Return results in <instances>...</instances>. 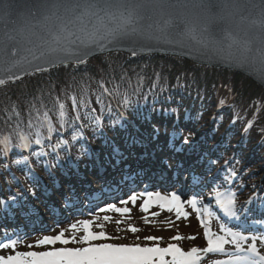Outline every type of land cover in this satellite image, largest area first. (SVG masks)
<instances>
[{"label":"water","instance_id":"95a60500","mask_svg":"<svg viewBox=\"0 0 264 264\" xmlns=\"http://www.w3.org/2000/svg\"><path fill=\"white\" fill-rule=\"evenodd\" d=\"M130 12L138 32L113 40L108 30ZM84 45V63L60 62L59 50ZM111 54L180 58L264 89V0H0V87Z\"/></svg>","mask_w":264,"mask_h":264},{"label":"trees","instance_id":"16d2710c","mask_svg":"<svg viewBox=\"0 0 264 264\" xmlns=\"http://www.w3.org/2000/svg\"><path fill=\"white\" fill-rule=\"evenodd\" d=\"M177 72L184 74L190 72L194 86L199 91L204 92L213 86L216 93L219 89H224L229 97H233L232 109L216 114L217 124L229 123L232 119L230 113L233 112L240 118L245 115L242 117L244 121L241 122V125L255 126V131L262 127L261 131L255 132L256 134H252L253 136L257 133L264 135V124L260 125L264 122V89L245 76L221 68L194 66L186 60L174 57L151 56L138 60L130 59L123 54H111L108 57L93 58L82 66H61L55 70L34 74L20 82L0 87V176L2 170L6 175H9V169L16 171L27 166L28 162L32 164L39 162L40 160L39 158L36 159L37 154H34V150L39 151L40 147L46 148L51 136L54 141H57L62 135H65V139L69 141L70 137L80 133L77 120H75L70 108L67 110V107H70L73 101L75 102L78 95L88 106L85 115L80 114L76 109L75 113L79 122L88 126L95 121L97 116L103 117L102 114L110 107V100L97 83L98 78L106 81L119 104L129 107L128 98H122L124 92L130 89L137 91L138 93L135 95H139L149 91L138 89L147 88V85L141 84L139 81L136 82L137 78L144 77L153 80L154 76L159 73L158 75L165 78L159 79L156 91L161 92L165 88L167 94L172 88L171 79ZM92 80L96 83L98 94V99L95 101L89 99L86 91L87 83ZM182 94L181 97H176L173 102L189 109V104L193 105L195 102L192 103L190 96L185 97ZM169 99L171 97L168 94L159 96V94L155 95L149 92L147 100L141 96L135 104V108L150 109L155 107L156 101L160 103V106L169 107ZM62 102L67 103L63 109L60 107ZM201 104L205 109L207 104L203 102ZM170 107L174 108L173 104ZM61 112L64 113L63 116ZM109 116L108 114L107 117L109 118ZM236 121L229 131L235 140L238 139V135L242 131L241 126ZM92 124L93 129H95L97 123ZM229 133H226V137ZM22 135L26 136L29 142L28 148L31 153L29 156L21 147H17L21 143ZM32 135L41 140L40 147L35 145L31 139ZM248 135L251 134H245L244 143L251 145L252 140L256 137L250 139L251 137ZM5 137L9 138L7 150L2 143ZM76 145L78 144L71 147L76 149ZM262 148L263 150H260L259 153L264 151L263 146ZM75 153H79V151L76 149ZM6 156L9 157V161L6 160Z\"/></svg>","mask_w":264,"mask_h":264},{"label":"rangeland","instance_id":"374dc122","mask_svg":"<svg viewBox=\"0 0 264 264\" xmlns=\"http://www.w3.org/2000/svg\"><path fill=\"white\" fill-rule=\"evenodd\" d=\"M158 74L159 73L156 74L157 80L165 78L164 76L161 77ZM96 81L99 84V79ZM138 81L142 82L144 80L139 79ZM179 86L184 91L183 92L184 95H186L188 91L190 92V94L194 93V89L192 88V85H191V79L189 80L188 75L185 76L182 83L180 82ZM94 90L95 89H94L93 82H88L86 91L91 101L97 100V94L95 93ZM205 94L206 96H204L203 100L207 101V103H210V105L208 104L209 106H207L206 110H202L203 113L214 110L216 108L214 106V104H216V101H218V107H220L219 109L221 112L227 109L228 110L232 109L233 97H229L224 89H220V91H218L214 95L211 93V89H208L205 92ZM221 96L225 98L226 100L222 105L219 103V99H218ZM191 97L192 96H190V98ZM193 98L194 97H192V99ZM76 103L79 109H84L85 106H87L86 103L81 100V97L79 95L77 96ZM70 110L73 111V108L71 107ZM230 115H233V112H231ZM172 116L174 117V114H172ZM243 116L245 115H242L241 118L237 117L238 120L236 121V123L240 126H241V122L244 121L242 118ZM149 121H152V120L149 119ZM149 121L147 122L148 125L150 124ZM225 124H227V122H222V124L220 125L223 126V128H225ZM263 124L264 122L261 123L260 125H263ZM254 127L255 126L252 127V130L247 132L248 134H251V137H254L252 134H256L255 132H259L262 129V127H260L258 131H255ZM202 128L204 129L212 128V123L210 125L206 123L204 124ZM251 131L253 133H250ZM215 139H219V136L217 134L215 135ZM61 142H62V139L60 138L57 141H55V144L59 146V144L61 145ZM178 142H180L179 139L176 140V143ZM97 143L94 142L93 145L97 146V148H100V145ZM49 144H50L48 147L49 150L50 149L53 150L52 143H49ZM207 144L208 145H206L204 149L206 148L210 149V145H209L210 143H207ZM257 146H260V141L251 143L248 150L243 153L244 158H243V164L241 165V167L245 168L243 170L240 169L238 165H236V162H234V160L231 162L232 166L222 168L220 165L216 163L211 164V159L217 158V155L214 157V156L208 155V153L205 154L202 150H201V154L196 155L197 157L196 161L199 164L194 165V168H196L194 170V174H196L197 171L198 172L200 171L198 170L199 167L205 164L206 161L210 162L209 165L212 168V171L211 173L208 172L206 176L208 178L211 177V179L207 180V184H205L206 181H202L201 184H205V185L201 187H205L206 185L211 184V183L213 184L212 190H211L213 192L211 193L208 192V194L212 196L214 195V197L217 195H220L219 198L217 197L218 199H215L216 201L215 203H217L220 206L219 208H222L225 210L221 201L226 199L227 196L231 193H235L236 199H237V203L235 204L233 210H236L240 207V205L244 201V199L242 198H245V196L248 194H254L260 197L264 196V170H262V167L264 168V157L262 156L260 157L258 155V151L255 150ZM183 147L186 148L188 146H183ZM223 151L224 152L226 151V153L228 152L226 148H224ZM254 152L256 155L254 154ZM86 153L87 154L90 153V150L87 149ZM239 156L241 157L240 154ZM157 157H160V155H157ZM145 158L148 159V156ZM161 158H164L166 160V158L163 156ZM160 163L162 166H164L163 168H165L166 170L163 171L160 169L152 168L153 170L151 172L154 175H157L158 178L160 179L172 178L174 174V172L170 168L172 163L168 164L165 161L160 162ZM38 171H41V170L37 169V172ZM42 171L44 175H47L50 172V171L49 172L44 171L43 169ZM166 171L168 172L165 173ZM232 172H235L236 175L233 176ZM51 173L54 174L59 180H61V175L60 176L58 175L60 173V168L57 170H52ZM216 173H217L216 176L214 177L211 176L212 174H216ZM194 174L191 173V171L189 172L186 171L187 178H194ZM84 176H85L84 178L88 179L87 181L89 182L90 185L96 187V192L92 194V192L89 191L88 194H84L85 192H82L81 188H76L77 192L80 195H82V197H79V200H78L79 209H74V210L69 209L68 211H66L65 218L67 219V221L60 223V225L58 226L55 225L51 227V229L49 230L41 231L36 234H33L31 235V237H26L21 240L12 239L13 241H17L15 247L0 249V255H3V256L15 255L17 252H44V251L53 250L54 248H63V247L77 248V247H87L89 244H105V243L106 244H126V245L138 244L141 247L159 246L160 248H165L169 244H176L182 250L189 251L192 247L204 248L207 246V237L204 234L205 227L203 224H201V220H203L204 223L207 224L208 229L212 233L225 236L229 241H231L232 237L228 235L224 230L221 229L220 227L221 225H225L228 229H231L233 231H238L242 235L247 236L248 237L247 240L240 241L242 247L244 248L248 247V245L252 241L253 236L257 237V249L261 251L262 254H264V241H261L259 239V237L262 234H264V230L259 227L260 224L257 223V226L254 224L255 226L254 229L256 230H254L253 228L239 229V228H235L233 226L227 225L228 220H222L221 217H219L216 213L215 214L213 213L211 209L212 207H210L211 205L214 204L213 202L209 201L207 204L206 202H203L201 198H198L197 196H195L197 200V208L201 209V212L198 214L196 210L193 209L191 205L188 203V201L193 198V197L188 196V194L193 195L194 194L193 191L187 194L180 193V192L178 194V196L180 197V203L183 205L184 211L188 213L193 212L196 217L194 221H188L185 223V221H183L182 219L180 218L177 219L174 213L164 211L161 208H159L160 204L166 203V201H161L160 204L151 203L147 212L142 211L141 208L131 210L129 214H121V213L115 212L114 210H107L109 205H115L116 207L136 208L139 204L138 201H140L141 197L138 194H133L137 196V200L135 204L129 201L127 205H124L121 202L129 200V197L133 195L129 197H124L125 195L121 194L122 191L121 189H119L120 183L115 184L114 183L115 180H113L114 178H112L110 175H107V174L105 175L104 177V180L106 181L105 183L101 182L104 180H100L102 176H98L97 173L90 174V172H85ZM121 176L123 178L125 174H122ZM222 177L225 180H228L227 187L225 189L221 188L219 184V180L223 179ZM3 178H0V181L3 180ZM73 184H76V182H74ZM105 185L111 186L113 188L109 191V189L105 188ZM166 188L167 187H165V189ZM174 192L175 190H172V189H169L168 192H166L165 190L163 191L159 189V190H154L152 193L154 194L159 193L161 197H167L168 200H171ZM114 194L116 196H112ZM97 195H98V198L106 197V196H109V197L104 200L101 199L103 201H100L98 203L94 202L91 204L92 201H97L95 200L97 198ZM148 199H150L151 201H156L157 197L155 196L151 198L148 197ZM205 205L207 206L206 212L204 211ZM251 206L253 207V202H251ZM215 207L216 205L214 204V208ZM163 208H167V207H163ZM101 209H106V211H101ZM172 209L175 211L174 207ZM153 213H158V215L154 216L152 215ZM43 214L46 215L45 213ZM105 216H108L110 219L105 221L104 220ZM46 217L43 223L45 224L49 223L50 225L55 224L53 220L48 222V219ZM145 218L147 219V222ZM82 220L92 221V224L89 225L90 230L93 232L104 231L105 237L100 238L98 240L89 241L87 243L80 242V237L84 235L83 226L80 224H77V227L79 229L78 231L71 229L69 226L73 223H76ZM117 221H121V223H117ZM130 225L135 226L136 228L139 229V231L135 233L132 232L129 228ZM62 229L66 230L65 238L69 239V243L67 245L62 244L59 241H57L55 244H44V245H40L36 243L37 239L42 238L43 236L57 235ZM177 235H180L181 237H183V239H180V240L172 239V237H175ZM147 236L160 237V239L147 240L145 239V237ZM73 237H75L74 240H73ZM189 237H195V239H190ZM232 245L235 246L232 243L226 244L224 252H212V253L202 254V259L200 261V264H214V261L216 260H227L229 255H232L230 254L232 250L238 251L236 250V247L232 248L231 247ZM153 260L155 261V264H160L158 256H154ZM164 260L167 262V264H171L172 262L171 254H165ZM232 264H235L234 261L232 262Z\"/></svg>","mask_w":264,"mask_h":264},{"label":"snow or ice","instance_id":"6c2138e0","mask_svg":"<svg viewBox=\"0 0 264 264\" xmlns=\"http://www.w3.org/2000/svg\"><path fill=\"white\" fill-rule=\"evenodd\" d=\"M10 7L5 5V8ZM122 23L118 24L117 28L109 29L108 36L113 40L118 39L119 37L134 35L138 32L136 28H128V25L133 23V14L129 13L127 17H121ZM92 43H97L93 41ZM99 47H103L102 44H98ZM89 46L84 45L82 48H77L73 50L61 49L59 51L64 53L61 63L67 59H74L76 63H84L86 57L89 55ZM53 52L57 50L53 49ZM44 54L42 53L41 56ZM48 62V61H46ZM36 71H41L40 68H36ZM14 76H9L8 79H15ZM4 79H0V85L5 84ZM223 103V102H222ZM63 109L64 105H60ZM63 116L64 113L61 112ZM51 131V128L49 129ZM191 135V133L189 134ZM187 141V137L185 138ZM7 150L9 145V138L5 137L2 141ZM35 143L40 144L41 140L36 139ZM29 146V142L26 136H21V143L17 147L26 148ZM19 163V161H17ZM232 175L235 176L236 173L232 172ZM149 198L155 196L157 197L156 201H151L146 199L141 205V210L144 212L148 211L151 203H160L161 201H166V203H161L160 206L167 207L169 211L172 208H175L177 219L184 217L187 218L189 213L184 211L183 205L180 203V197L175 194L172 195L171 200H168L167 197H161L159 193H148ZM137 196L133 195L129 197V200L122 201L121 203L127 205L129 201L135 204ZM188 203L193 209L199 214L201 212L200 208H197V200L195 197L190 199ZM226 212L235 217L236 212L233 210L235 204L237 203L235 193H231L227 196L226 199L221 201ZM107 210H114L117 213L129 214L130 209L128 207H116L115 205H109ZM101 211H106V209H101ZM204 211H207V206L205 205ZM152 215H158V213H153ZM130 218V216H129ZM110 218L108 216L104 217V220L107 221ZM146 222L147 219L145 218ZM121 223V221H117ZM77 224L83 226L84 235L80 237V242L87 243L89 241L98 240L105 237L104 231L93 232L90 230L89 225L92 224L90 220H82L76 223L71 224L69 227L73 230L78 231ZM201 224L205 227V236L207 237V246L204 248L192 247L189 251L182 250L176 244H169L165 248H160L159 246L155 247H141L140 245H126V244H89L87 247H77V248H54L50 251L44 252H17L15 255L3 256L0 255V264H155L153 260L154 256L159 257L160 264H167L164 260L165 254H171L172 262L171 264H200L202 259V254L212 253V252H224L225 245L232 243L235 245L236 250L249 253L244 257L232 256L229 255L227 260H216L214 264H232L233 261H244L245 264H264V254L257 249V237L253 236L251 243L247 248L242 247L240 241L247 240L248 237L242 235L238 231H233L228 229L225 225H221V229L224 230L228 235L232 237L229 241L225 236L217 235L212 233L207 224L201 220ZM132 232L139 231L135 226H129ZM65 229L60 230L57 235L53 236H43L36 240L37 244H55L57 241L62 244L67 245L69 239L65 238ZM190 239H195V237H189ZM75 237H73V240ZM147 240H156L160 237L147 236ZM174 240L183 239L180 235L172 237ZM259 239L264 241V234H262ZM17 241H9L8 243L0 244V249H5L9 247H15Z\"/></svg>","mask_w":264,"mask_h":264},{"label":"bare ground","instance_id":"6f19581e","mask_svg":"<svg viewBox=\"0 0 264 264\" xmlns=\"http://www.w3.org/2000/svg\"><path fill=\"white\" fill-rule=\"evenodd\" d=\"M171 95L173 96V94H171ZM198 114H200V113H198ZM164 117H165L166 120H168V117H167V116H164ZM198 145H199V147H200L201 149H202V148H205V145H201V143H199ZM198 145H197V146H198ZM132 149H134V148H132ZM135 149H136V148H135ZM138 149H139V148H138ZM138 149L132 151L131 154H134L135 152H138ZM125 154H129V155H127V158H128V160H130V159H129V158H130V153H128V151H126ZM122 155H123V154H122ZM122 157H123V156H122ZM146 165H149V164H146ZM146 165L144 164L143 166H145V168L148 169L149 171H146V172H144V171H140V172H143L144 175H148V174L152 173V172H151V171H152V167H151L150 165L147 167ZM101 178H102V177H101ZM45 179H48V178H45ZM81 180L83 181L84 178H81ZM40 181H46V180H40ZM84 184H88V181H87V182L84 181ZM91 188H92V187H91ZM90 191H92L93 193H95L93 190H90ZM133 194H139L140 197H141V199H140L141 202L138 201V202H139L138 206H137L136 208H129L130 210H134V209L141 208V205L143 204V201L146 200V198L148 199V195H145V197H144V196L141 195L142 193H140V191H138V192L136 191V192H134V193L128 195L127 197H129V196H131V195H133ZM243 197H244V196H243ZM241 198H242V197H241ZM242 199H243V198H242ZM240 200H241V199H240ZM75 201H76L75 198H73V202H75ZM250 202H251V199H249V198H246V199H245V198H244L243 203L240 205L241 209H242V208H243V209H246V208L249 206ZM159 208H162V207L160 206ZM171 211H173V210H171ZM180 219L184 220L185 223H186V222H188V221H194V220L196 219V217H195V214H194L193 212H191V213H189V215H188L187 218L181 217Z\"/></svg>","mask_w":264,"mask_h":264}]
</instances>
